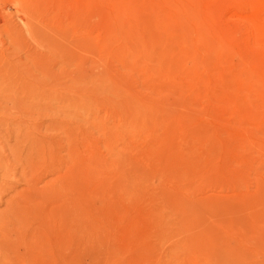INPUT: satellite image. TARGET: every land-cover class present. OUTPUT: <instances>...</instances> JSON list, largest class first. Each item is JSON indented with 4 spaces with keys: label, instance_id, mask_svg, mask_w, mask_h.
<instances>
[{
    "label": "rangeland",
    "instance_id": "1",
    "mask_svg": "<svg viewBox=\"0 0 264 264\" xmlns=\"http://www.w3.org/2000/svg\"><path fill=\"white\" fill-rule=\"evenodd\" d=\"M0 59L55 92L0 167L20 264H264V0H0Z\"/></svg>",
    "mask_w": 264,
    "mask_h": 264
},
{
    "label": "bare ground",
    "instance_id": "2",
    "mask_svg": "<svg viewBox=\"0 0 264 264\" xmlns=\"http://www.w3.org/2000/svg\"><path fill=\"white\" fill-rule=\"evenodd\" d=\"M31 26H35V25H31ZM48 26H50V25L48 24ZM36 29H34L33 32H35V34L37 36L38 35L40 36V34H42L43 36L42 35L41 36L45 38L44 34L42 33L43 31H39V33L41 32L39 34ZM47 30H48V28H47ZM50 32H51V28H50ZM46 33H49V32H46ZM47 37L48 36H46V38ZM38 38H39L38 43L43 48L48 47V48H46L47 51H48V49L53 48L52 47L53 44H52V46L50 44L53 42V41H51V37L48 38L51 41L50 43H49V41H47L46 38H45L46 40L44 38H41V37H38ZM52 50L53 49H51V51ZM51 51H50V53H51ZM37 58L38 57H35V59H37ZM47 59L49 60V57ZM47 59H46V61H47ZM44 61L45 60H42V59L37 60L35 64H37V67L40 70V73L42 74V76H44V79L46 78L48 80V83L46 85L41 84L39 82L37 74L34 73L32 71V69H30L26 73L18 72V74H16L17 78L14 79L13 78L14 70L11 69L10 66H8L6 60L3 61L2 59H0V123L3 124L0 126L1 127L0 129L2 131V132H0V167L5 168L7 171L9 169L8 166H9L10 162H11V164L16 163L19 167L23 168L22 166H20V165H22V156H23L22 155V150H23L22 146L24 145L23 144L24 142H22V141H24V139H23L24 137H22L23 140H21V136H23V135L20 134V133H22V132H20L22 130V125H23L22 120H25V119L32 120L33 118L31 119V117L35 116L37 114V111L38 110L40 111L41 108L42 109L43 108L52 109V105H53V101H54V93H55L53 85H51L52 71L48 70L49 69V68H47L48 64L47 65L45 64L47 62L43 63ZM21 78H24V79H21ZM5 91L11 92V93L8 94ZM7 112L17 116L15 121H14L15 124L11 123L12 124L11 130L19 131V132H14L15 133V135H14L15 139H13L14 145H13L12 150H11V155H12V157L10 156L11 161L7 160L8 157L6 156V153H5V152H7V151H5V147L8 145L7 144L8 140H5V138L7 139V137L10 135L9 134L7 136L8 132H6V128H8L7 125H9V124H7L8 122L6 121ZM34 119H36V118H34ZM3 130H5V132H3ZM3 140H5V141H3ZM9 142H12V140ZM11 164H10V166H11ZM21 168H20V170H18V172L19 171L21 172ZM25 169L26 168L24 167L23 171H25ZM31 169H32V167H31ZM31 169L27 168V171L28 170L31 171ZM6 170H5V172H6ZM10 170H12V168ZM11 172L12 171H10L9 173H11ZM23 173H22V175H23ZM25 173H27V172L25 171ZM3 174L5 175V173H3ZM12 174H13V172H12ZM1 175H2V173H1ZM8 176L10 178V175H8ZM4 177H5V179H7L6 176H4ZM1 178H3V177L1 176ZM19 178H20V173H19ZM19 178H17L16 181L14 180L15 181V183H14L15 188L18 184H20ZM23 178H25V177H23ZM22 180H25V179H22ZM9 185H8L7 181L5 182L3 179L0 182V201L2 199L3 193H6V192H4L5 188L9 187ZM18 191L16 193V196L14 195L13 200L4 202V203H6L5 204L6 205L5 211L0 209V211L2 210L4 213L6 212L5 214L3 213V216H0V253H3L4 251H2V250H7L8 247H9L8 249H10V247H13L14 251L11 248V250H9V254H11L12 251L15 252V253H12V254H14V256H13L14 261L13 262L11 260H7V261L12 262L14 264H20V262H21V255H20L21 254L20 253V251H21L20 250V248H21V246H20L21 245V230H20L21 228L20 227L21 226L19 225V222H20V219H22V217L20 216L22 206L20 204L23 203L22 202L23 200L21 201V199H23V197L21 196V194H22L21 190H18ZM11 198H12V196H11ZM4 203H3V207H4ZM1 212H0V214H1ZM21 223H22V221H21ZM5 253L6 252H4V254ZM7 253H8V251H7ZM4 254H1V255H4ZM6 256H7V258L11 257V255H9L10 257H8V255H6ZM6 256H4V257H6ZM4 257H2L3 259L2 258L1 259L5 260ZM13 257H11V258H13Z\"/></svg>",
    "mask_w": 264,
    "mask_h": 264
}]
</instances>
